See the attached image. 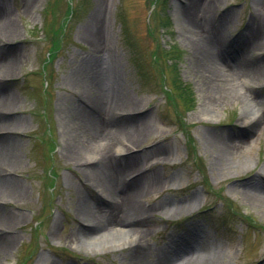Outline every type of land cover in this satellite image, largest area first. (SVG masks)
Masks as SVG:
<instances>
[{"label":"rangeland","instance_id":"obj_1","mask_svg":"<svg viewBox=\"0 0 264 264\" xmlns=\"http://www.w3.org/2000/svg\"><path fill=\"white\" fill-rule=\"evenodd\" d=\"M191 4L187 22L181 10ZM6 22L16 33H0V61L15 64L0 72V96L17 105L0 117L22 125L9 130L18 166L1 168L0 180L24 191L0 195V212L16 217L0 224L14 237L0 264H161L164 255L178 263L171 243L181 237L216 253L215 264H264V190L250 187L264 185V0H0ZM194 30L237 48L246 70L226 98L213 101L210 86L222 81L203 70ZM158 45L169 52L155 63ZM176 74L190 107L162 90ZM95 76L103 89L85 90ZM112 99L131 105L98 109ZM87 104L110 134L112 195L89 174L100 147L72 115ZM133 201L142 217L118 222L124 232L111 231L110 219L90 238L88 213H128ZM127 230L143 231L142 241Z\"/></svg>","mask_w":264,"mask_h":264},{"label":"bare ground","instance_id":"obj_2","mask_svg":"<svg viewBox=\"0 0 264 264\" xmlns=\"http://www.w3.org/2000/svg\"><path fill=\"white\" fill-rule=\"evenodd\" d=\"M194 9H195V6L191 4L188 10H183V11L181 10L182 15L184 16L187 22L190 21L189 16L193 14ZM194 32H196L195 35L199 37L198 39H196L194 44L196 45V48L199 50V53L202 55L203 59L206 61V63L201 61V66L203 70L205 71L208 70V72L210 73V76L214 80H217V81L220 80V82L222 81L221 83H218L217 85L212 84L210 86L212 92L214 91L216 94V96L213 98V101L228 97V95L230 94V90L232 91L237 88L236 81L239 78V76L244 74L246 70V69H242V67L237 66L238 64H241V59L237 56L236 49L234 48V46L227 48L228 44L226 43L225 45L224 41L218 35L216 36L217 37L216 40L211 41L212 42L211 44V42L209 43L207 41V38L204 35L200 34V32L195 31V30ZM0 33L8 37L14 36V34L16 33L15 24L12 22H6L4 24H1ZM219 43H221L222 45L224 44V48H223L224 53H222L223 51L222 52L219 51L218 52L219 56H216L215 53H216V50L220 46ZM217 44H218V48L216 47ZM215 47L217 48L216 50H215ZM0 51L2 52V49H0ZM209 63L212 65H217L216 68L210 65ZM13 64H15L14 58L10 61L9 60H6L5 62L3 60L2 62L0 61V72H4V75H3L4 77L6 76L5 74L12 73V70L14 67ZM254 70L261 72L260 67L255 68ZM3 76L0 75V77H3ZM92 79L94 80H91L90 81L91 83H88V84L86 83L83 85L84 89L89 90V89L96 88V90L101 91L103 88H102L101 83L95 81L96 76ZM244 95H245L244 97L246 98L249 97V94H244ZM93 99L94 101L96 100V102H98L100 97L98 98L97 96H95V98ZM101 102H102L101 107H99L98 109L102 108L103 103L106 104V107L111 110L112 109L114 110V108L121 106V105L126 106V104L128 105L130 104V103H119L117 100H114V99L106 100L105 102L101 100ZM16 105H17V101L14 97L10 95L0 96V110L1 111L13 112L14 109L16 108ZM7 109H10L11 111H6ZM102 113L103 112L101 110L98 111L94 109L91 104H87V107L83 105V106L78 107L76 110L75 109L72 110V115L75 118L80 117L83 120V125H82L83 127H80L82 128V131L88 134L86 136L90 135V138H95L94 140L98 142V147H100V149L97 150V155L99 157L98 160L96 162H93V164L91 163V165H89V170H88L89 174H92L94 177H96V179H99L100 180L99 182H101L100 187H103L104 188L103 190L105 192L111 193L112 195L113 179H111V177L105 173L106 169L104 170V168L106 167V161H107L106 154L108 153V147L106 146L105 141H107L110 134L107 133L108 135L106 137H103L104 135L103 132L106 130L105 128H102V124H103ZM263 114L264 113H262V115ZM258 118H261L260 114L258 115ZM21 125H22V120L18 117L9 118V119H2L0 117V130H6V134H7V138L3 139L0 142V169L1 168L8 169V167L10 166H14V167L18 166L19 160L17 156L15 155L13 139H11V137L9 136L10 135L9 133H12V132L9 130H11L12 126L18 128V126H21ZM113 132L115 133V131ZM219 142H220L221 148L224 149V151L225 149H228L227 148L228 146L226 145V142L224 139L219 138L218 143ZM85 147L88 148V150H93V149H90V147H87V144L85 145ZM5 172H7V170ZM250 187L251 188L255 187L257 188L256 190H259V191L264 190V185L258 181L250 182ZM115 190H116V187H115ZM23 191H24V187L21 184L12 183L6 179L0 180V195H3L4 197L5 196L7 197L21 196ZM257 194L256 193L253 194L255 198H261V195L258 194L260 195L258 196ZM129 205L130 206L128 207V213H122L121 210H116V209H110V212H108L109 214L107 213L104 214V212H102L103 211L102 209H100L98 212H95L94 214L88 213L87 215L90 216V219L88 221L92 227V231L93 232L97 231L96 235H91L90 238H99L100 235H103L102 233L104 232L102 231L107 230L106 227L107 225H109V224H105L104 222H107L110 219H113V218L116 219L115 220L116 224L111 225V228H113V229H110L111 231L113 230V232H119V231L124 232L126 227L123 225L121 226L119 223L121 224L130 223V221H132L133 219L136 220L142 217L143 214H145L143 209L140 208L139 205L135 204L134 201L130 202ZM15 218H16L15 216L9 213L0 212V224L1 223L7 224V225L13 224V222L16 221ZM6 229L7 228L4 229L0 227V236H1L0 237L1 238L0 239V253L6 252V250L9 249L10 247L9 244L12 243V240H14L13 235H10L11 230L9 229L8 231H4ZM134 232H138V234L140 233L138 235V240L142 241L143 237L141 238V235H142L141 233H143V231L127 230L126 233L127 235H129L128 237L131 238L132 236L131 234H133ZM6 233H8V235H6ZM179 239L180 238L176 239V241H173L171 244L173 245L175 244V248H176L175 253L177 255L176 258L179 259L181 257L182 258L181 261L178 263H176L175 261L172 262V258L170 260V257H169L170 255L169 256L164 255V258L162 259L161 264H215L217 262L216 253L210 250H207V252L206 250L203 252L199 250L198 248L199 241L194 242L193 240H188L183 237H181L180 240ZM141 244H144V242H142ZM183 254H186L189 256L183 257ZM141 264H147V263L144 261H141Z\"/></svg>","mask_w":264,"mask_h":264},{"label":"trees","instance_id":"obj_3","mask_svg":"<svg viewBox=\"0 0 264 264\" xmlns=\"http://www.w3.org/2000/svg\"><path fill=\"white\" fill-rule=\"evenodd\" d=\"M58 42V40H57ZM55 43V42H54ZM57 45V43H55V46ZM161 46L158 45L154 54H153V62L157 63L158 58H163L164 56L167 55V53L169 51L163 49ZM155 63H153L155 65ZM166 79V77H165ZM171 86H163L162 90L164 91V93L166 94V96L170 99H173L174 105L175 107L178 106V103L176 101V99H180V101L185 105V107L190 105H193V100L191 99V96L188 97V91H187V86L184 85L183 83H181V81L179 80L177 74L174 77V80L172 82V84H170ZM186 86V87H185ZM170 99V100H171ZM191 99V100H189Z\"/></svg>","mask_w":264,"mask_h":264}]
</instances>
